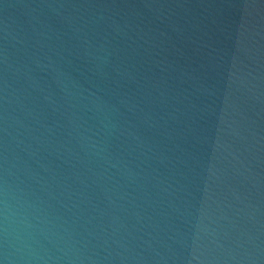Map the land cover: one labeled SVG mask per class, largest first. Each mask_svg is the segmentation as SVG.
Segmentation results:
<instances>
[{
	"label": "water",
	"instance_id": "water-1",
	"mask_svg": "<svg viewBox=\"0 0 264 264\" xmlns=\"http://www.w3.org/2000/svg\"><path fill=\"white\" fill-rule=\"evenodd\" d=\"M2 264H264V0H0Z\"/></svg>",
	"mask_w": 264,
	"mask_h": 264
},
{
	"label": "clouds",
	"instance_id": "clouds-1",
	"mask_svg": "<svg viewBox=\"0 0 264 264\" xmlns=\"http://www.w3.org/2000/svg\"><path fill=\"white\" fill-rule=\"evenodd\" d=\"M0 264H2V262H0Z\"/></svg>",
	"mask_w": 264,
	"mask_h": 264
}]
</instances>
